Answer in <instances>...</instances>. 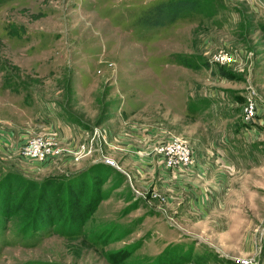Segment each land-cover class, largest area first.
Here are the masks:
<instances>
[{"label":"rangeland","instance_id":"1","mask_svg":"<svg viewBox=\"0 0 264 264\" xmlns=\"http://www.w3.org/2000/svg\"><path fill=\"white\" fill-rule=\"evenodd\" d=\"M168 1L0 0V264H264V5Z\"/></svg>","mask_w":264,"mask_h":264},{"label":"built area","instance_id":"2","mask_svg":"<svg viewBox=\"0 0 264 264\" xmlns=\"http://www.w3.org/2000/svg\"><path fill=\"white\" fill-rule=\"evenodd\" d=\"M230 58L226 54H219V62H226ZM258 114L257 98L252 92L246 94L243 121L251 123ZM61 147L52 137L36 136L28 140L22 147V154L28 158L45 159L50 155L58 154ZM156 152L167 167L189 165L194 161V154L190 146L180 138H173L156 146ZM243 264H251L244 262Z\"/></svg>","mask_w":264,"mask_h":264},{"label":"trees","instance_id":"3","mask_svg":"<svg viewBox=\"0 0 264 264\" xmlns=\"http://www.w3.org/2000/svg\"><path fill=\"white\" fill-rule=\"evenodd\" d=\"M191 6L185 0H170L166 3L157 4L151 8L155 13L158 14H169V19L172 21L180 14L185 8ZM261 30L264 33V24L261 25ZM100 200V199H99ZM97 202L93 204L91 211L96 207Z\"/></svg>","mask_w":264,"mask_h":264},{"label":"crops","instance_id":"4","mask_svg":"<svg viewBox=\"0 0 264 264\" xmlns=\"http://www.w3.org/2000/svg\"><path fill=\"white\" fill-rule=\"evenodd\" d=\"M261 1V3H262V6L264 5V0H260ZM263 33V32H262ZM264 34V33H263ZM240 59H241V57H239ZM251 68H252V66H251Z\"/></svg>","mask_w":264,"mask_h":264}]
</instances>
